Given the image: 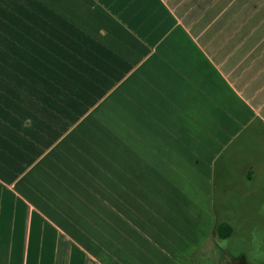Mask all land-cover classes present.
<instances>
[{
	"label": "crops",
	"instance_id": "0c3cea01",
	"mask_svg": "<svg viewBox=\"0 0 264 264\" xmlns=\"http://www.w3.org/2000/svg\"><path fill=\"white\" fill-rule=\"evenodd\" d=\"M228 19L225 0H0V264L210 259L215 217L179 186L230 149L242 193L264 170V34Z\"/></svg>",
	"mask_w": 264,
	"mask_h": 264
},
{
	"label": "rangeland",
	"instance_id": "374dc122",
	"mask_svg": "<svg viewBox=\"0 0 264 264\" xmlns=\"http://www.w3.org/2000/svg\"><path fill=\"white\" fill-rule=\"evenodd\" d=\"M225 9L230 12L231 33L238 27V18L246 15L253 29L251 32L264 34V0H225ZM23 54L29 52L23 49ZM22 59L24 63H30L29 56ZM20 75L23 79L31 77L29 73ZM230 152L231 149L222 153L216 164L217 169L226 165L224 173L217 170L208 185L197 183L179 188L184 194L186 191L194 194L198 209H207L208 214L214 215L215 229L223 222L233 228L229 239L220 240L215 234L213 247L207 253L210 259L204 264H264V170L245 185L247 194L242 193L243 187L239 183L242 168ZM204 188L205 193L201 192Z\"/></svg>",
	"mask_w": 264,
	"mask_h": 264
},
{
	"label": "trees",
	"instance_id": "16d2710c",
	"mask_svg": "<svg viewBox=\"0 0 264 264\" xmlns=\"http://www.w3.org/2000/svg\"><path fill=\"white\" fill-rule=\"evenodd\" d=\"M216 234L223 240L229 239L233 234V228L228 223H222L217 227Z\"/></svg>",
	"mask_w": 264,
	"mask_h": 264
}]
</instances>
